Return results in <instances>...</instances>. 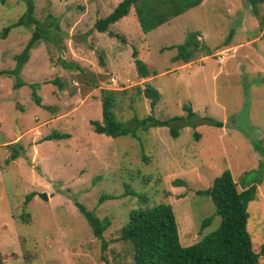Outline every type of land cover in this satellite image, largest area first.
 <instances>
[{"label":"rangeland","instance_id":"rangeland-1","mask_svg":"<svg viewBox=\"0 0 264 264\" xmlns=\"http://www.w3.org/2000/svg\"><path fill=\"white\" fill-rule=\"evenodd\" d=\"M32 1L35 18L51 16L57 26L45 28L48 38L30 49L19 72L22 86L14 89L13 76L0 74V264H131L130 249L118 239L127 213L161 203L172 207L181 245L214 231L219 217L196 192L224 170L237 191L243 174L264 173L258 150H264V25L259 28L246 0H201L146 34L132 9L107 31L94 29L120 0ZM24 10V0L0 3V71L13 69L31 36L33 27H9ZM258 13L264 22V4ZM195 31L191 61L172 62L176 50L168 47ZM132 50L155 75L137 76ZM145 82L159 93L152 112L142 93ZM33 83L40 104L51 110L35 104ZM102 90L116 93L114 112L123 122L185 116L187 104L196 120L209 116L221 124L178 127L175 138L167 127L138 131L136 138L96 134L89 121L101 120ZM53 131L67 137L45 140ZM13 143L22 154L6 162ZM174 180L184 185L175 187ZM125 185L145 199L126 195L97 203L101 194L124 193ZM42 192L46 200L37 195ZM76 203L109 219L102 239L93 236ZM247 212L258 252L264 245V178ZM205 218L211 220L203 227Z\"/></svg>","mask_w":264,"mask_h":264},{"label":"trees","instance_id":"trees-1","mask_svg":"<svg viewBox=\"0 0 264 264\" xmlns=\"http://www.w3.org/2000/svg\"><path fill=\"white\" fill-rule=\"evenodd\" d=\"M5 0H0L3 4ZM25 10L18 19L9 27L23 26L31 29V36L24 48L14 56L15 64L11 70H2L0 74H9L14 78V89L23 85L19 78V72L26 63L30 49L37 45L40 39H47L46 29L56 25V20L51 16H46L47 20L40 22L35 18L34 4L32 0H24ZM201 0H120L115 4L111 12L103 18L98 19L94 24V29L98 33L107 31V27L123 17L127 16L130 9L137 21L141 33L146 34L168 21L178 17L185 11L194 8L200 4ZM252 15L257 18L259 28H262L264 22L259 16L258 6L264 4V0H246ZM9 27H4L1 33L4 36ZM110 37H117L111 32H107ZM198 32H190L183 43L176 46H170L168 49L175 48L176 54L172 56L171 61H181L186 64L191 61V57L198 49L196 40ZM137 52L131 51V58L136 74L139 78H147L150 74L155 75L154 71H149L146 64L136 57ZM70 64L73 68H79L77 63ZM58 87L61 83L58 80L53 81ZM52 82V83H53ZM38 87L36 83L30 84L31 95L36 105L40 104V98L35 94ZM142 93L149 99V108L153 111L158 99V91L149 83L145 82ZM101 120H90L96 134L107 137H130L136 138L138 131H146L149 128L167 127L171 137H177L178 127H196L201 123H210L209 125L219 127V120L209 116L196 120L197 116L189 105H183L182 109L185 116H173L165 120L155 119L152 114L141 119L133 117L129 122H123L117 119L114 112L116 104V93L110 90L101 91ZM49 110L51 108L45 107ZM198 138V134L194 135ZM66 134L53 131L45 136V140H57L66 138ZM17 144H8L9 155L6 162L17 159L21 147ZM258 147V143H255ZM264 155V150L259 149ZM264 178V173L259 170L243 174L239 180L241 191H237L236 184L228 170H224L220 175L214 177L209 187L204 190H198L197 195L207 197L213 205L214 213L219 217L217 228L203 235L196 242L183 246L179 242L178 230L172 207L169 203H161L147 208H133L127 213L126 223L120 229L118 239L131 251V264H258V259L264 256V245H261L258 252L252 248L250 236L247 232L246 223L248 218L247 206L256 196V186ZM175 187L183 186L181 180L172 181ZM126 195H132L139 200L145 197L138 192H133L127 185L124 186V193L120 195L101 194L97 200L101 204L104 200L121 198ZM79 213L84 217L89 225L93 236L102 239L103 231L109 226L108 218L98 219L88 210L76 203ZM25 219L22 218V221ZM211 218H205L202 222L204 227ZM105 244L102 243V247ZM106 261V260H105ZM106 264V263H104Z\"/></svg>","mask_w":264,"mask_h":264},{"label":"water","instance_id":"water-1","mask_svg":"<svg viewBox=\"0 0 264 264\" xmlns=\"http://www.w3.org/2000/svg\"><path fill=\"white\" fill-rule=\"evenodd\" d=\"M41 199L46 200V194L44 192L37 194Z\"/></svg>","mask_w":264,"mask_h":264},{"label":"clouds","instance_id":"clouds-1","mask_svg":"<svg viewBox=\"0 0 264 264\" xmlns=\"http://www.w3.org/2000/svg\"><path fill=\"white\" fill-rule=\"evenodd\" d=\"M111 79H112V78H111ZM112 81H114V79H113Z\"/></svg>","mask_w":264,"mask_h":264},{"label":"built area","instance_id":"built-area-1","mask_svg":"<svg viewBox=\"0 0 264 264\" xmlns=\"http://www.w3.org/2000/svg\"><path fill=\"white\" fill-rule=\"evenodd\" d=\"M111 80H113V79H111Z\"/></svg>","mask_w":264,"mask_h":264}]
</instances>
